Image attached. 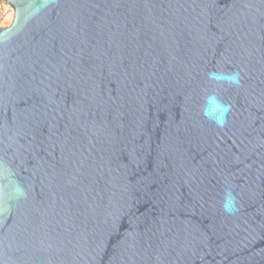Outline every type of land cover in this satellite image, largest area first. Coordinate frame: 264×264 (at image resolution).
<instances>
[{
  "label": "water",
  "instance_id": "water-1",
  "mask_svg": "<svg viewBox=\"0 0 264 264\" xmlns=\"http://www.w3.org/2000/svg\"><path fill=\"white\" fill-rule=\"evenodd\" d=\"M2 1L0 264H264V0Z\"/></svg>",
  "mask_w": 264,
  "mask_h": 264
},
{
  "label": "clouds",
  "instance_id": "clouds-1",
  "mask_svg": "<svg viewBox=\"0 0 264 264\" xmlns=\"http://www.w3.org/2000/svg\"><path fill=\"white\" fill-rule=\"evenodd\" d=\"M209 78L217 82H225L230 85H239L240 83V75L238 72H213L209 74ZM217 111L220 113L219 116L216 115ZM228 111H230V106L222 103V101H220L215 94H209L205 97L203 114L206 118L213 120L219 127H223L227 122L226 118ZM16 193L19 196L24 194L23 189L19 186L16 188ZM223 210L228 214H233L238 210L236 207L235 197L231 193H228L225 197ZM4 211H7V209L0 208V213H3Z\"/></svg>",
  "mask_w": 264,
  "mask_h": 264
},
{
  "label": "rangeland",
  "instance_id": "rangeland-1",
  "mask_svg": "<svg viewBox=\"0 0 264 264\" xmlns=\"http://www.w3.org/2000/svg\"><path fill=\"white\" fill-rule=\"evenodd\" d=\"M3 4L4 5V11L5 14H1L0 16L3 17L5 16L6 20H4V23L0 24V29H3V28H7V27H10L13 23V20H14V16H15V10L13 8V11L11 9H9V4L6 3V2H0V5ZM11 6V5H10Z\"/></svg>",
  "mask_w": 264,
  "mask_h": 264
},
{
  "label": "built area",
  "instance_id": "built-area-1",
  "mask_svg": "<svg viewBox=\"0 0 264 264\" xmlns=\"http://www.w3.org/2000/svg\"><path fill=\"white\" fill-rule=\"evenodd\" d=\"M8 7H9V9H11L13 11V7L12 6L9 5ZM5 12L6 11H4V5L1 4L0 5V15L1 14H5ZM4 20H6L5 16H3V17L0 16V24L4 23Z\"/></svg>",
  "mask_w": 264,
  "mask_h": 264
}]
</instances>
